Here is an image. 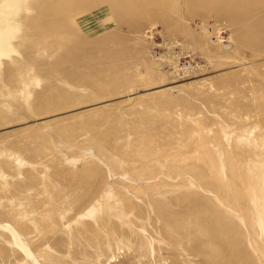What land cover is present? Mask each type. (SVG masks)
<instances>
[{
	"label": "rangeland",
	"instance_id": "1",
	"mask_svg": "<svg viewBox=\"0 0 264 264\" xmlns=\"http://www.w3.org/2000/svg\"><path fill=\"white\" fill-rule=\"evenodd\" d=\"M124 1L0 0V264H264V40Z\"/></svg>",
	"mask_w": 264,
	"mask_h": 264
},
{
	"label": "bare ground",
	"instance_id": "2",
	"mask_svg": "<svg viewBox=\"0 0 264 264\" xmlns=\"http://www.w3.org/2000/svg\"><path fill=\"white\" fill-rule=\"evenodd\" d=\"M120 1H122L123 2V0H114V5L115 6H117V8H118V10H115V9H113V11H114V17L117 19V23H120V16L122 15H120ZM126 2H127V0H125ZM125 1H124V3H125ZM129 1H133L134 2V0H128V2ZM139 1L140 0H136V2L135 3H138L139 4ZM217 1V0H216ZM132 2V3H133ZM108 3V2H107ZM106 2L104 3V4H107ZM111 3V2H110ZM223 3H225L226 5V7H228V9L224 6V4ZM75 4H77L76 2H73V4H72V7H71V3H70V6H69V9H70V11L68 12V14L66 15V13L64 14V11H63V9L62 8H59V10H58V12H57V15H59L58 17H59V19H58V23H57V29L59 30V29H63V24L62 23H70V19H72L73 17H75L77 14H78V12H77V7H76V5ZM112 4V3H111ZM127 4V3H126ZM125 4V5H126ZM131 4V3H130ZM138 4L137 5H135L134 4V7L135 6H138ZM141 4V3H140ZM219 5V4H223V8H225L226 10H227V12L225 11V12H223V13H221L220 12V15H227V16H229V17H231L230 19H234V22L235 23H240V21L241 22H243L244 23V26L242 27V28H245V29H243V30H245L244 31V38H243V35H241L242 37L241 38H243L242 40H243V42L244 43H250L252 46H254V45H258L259 43H261L262 42V40H264V16H261L262 15V11H263V7H264V0H221V1H217L216 2V5ZM94 5V4H93ZM122 5H123V3H122ZM127 5H129V4H127ZM107 6H108V8H109V6L110 5H108L107 4ZM112 6V5H111ZM133 6V5H132ZM164 6V5H163ZM154 7V6H153ZM153 7H149L148 9L149 10H151V9H153L154 10V8ZM220 7H222V6H220ZM241 7H243L244 8V10L243 9H241ZM138 8V7H137ZM136 8V9H137ZM151 8V9H150ZM112 9V8H111ZM111 9H109V10H111ZM143 9V8H142ZM141 8L139 9V10H142ZM147 9V10H148ZM139 10H137V11H139ZM145 10V9H144ZM144 10H143V12H144ZM149 10H148V12H149ZM112 11V10H111ZM110 11V13H112ZM155 11H156V9H155ZM154 11V12H155ZM221 11V10H220ZM242 11H246V12H248V15H249V17L251 16V15H254V14H260L261 13V15H259V16H261V17H259L258 19H256L257 20V22H255V23H248V22H246L247 20H246V18H243V17H241L240 16V13L242 12ZM123 13H124V11H122ZM140 12H142V11H139V13ZM142 12V13H143ZM151 12V14H152V11H150ZM150 12L149 13H147V14H149V15H151L150 14ZM108 13V12H107ZM106 13V14H107ZM138 12H137V14H139ZM144 13H146V10H145V12ZM65 16H64V15ZM80 14V13H79ZM105 14V15H106ZM136 14V15H137ZM141 14V13H140ZM95 15H97L96 14V12H95ZM109 15V14H108ZM112 15H113V13H112ZM146 15V14H145ZM145 15H143V14H141V15H137V16H135V20L136 21H138V22H142V20L144 19V17H145ZM63 16H64V18L66 19H63ZM79 16V15H78ZM100 16V15H99ZM110 16V15H109ZM147 16V15H146ZM57 17V18H58ZM94 17V16H93ZM102 17V16H101ZM226 17V16H225ZM228 17V18H229ZM247 17V16H246ZM256 17H258V16H255V17H253L254 19L256 18ZM95 18V17H94ZM99 19H98V17H97V20L96 21H98ZM236 20H237V22H236ZM244 20H245V22H244ZM252 20V19H251ZM255 20V21H256ZM66 21V22H65ZM93 21H95V20H93ZM116 21V20H115ZM133 21V20H132ZM233 21V20H232ZM250 22V21H249ZM72 23V22H71ZM100 23V22H99ZM115 23V22H114ZM235 23H234V25H235ZM242 23V24H243ZM116 24V23H115ZM233 24V23H232ZM118 25V24H117ZM237 25H239V24H237ZM239 26H241V24L239 25ZM118 27V26H117ZM241 28V27H240ZM238 29V28H237ZM63 31L62 30H60V33H62ZM242 32V31H241ZM241 34V33H240ZM72 40V39H71ZM70 40V41H71ZM88 40H91V38H88ZM61 46V45H60ZM82 56V55H81ZM85 58H87V56H84ZM72 60V62H77V63H79L78 61H80V57L79 56H77V54H75V56H73V58L71 59ZM82 60H84L83 58H82ZM86 60V59H85ZM76 63V64H77ZM73 64V63H72ZM75 64V63H74ZM80 64V63H79ZM93 198V197H92ZM80 202V201H79ZM96 206V205H95ZM94 207V204L89 200V202H87V204H86V206H84V207H82L81 209L82 210H80V212H78V217H83V216H85L86 214H88L89 212H91L92 211V208ZM105 219V218H104ZM98 220V219H97ZM89 224H91V223H89ZM111 223L110 222H108V221H105V222H103V223H98L96 226L99 228V232H106V231H108L109 229H111L112 228V226L110 225ZM38 228H40V227H38ZM38 228H37V230H38ZM113 229V228H112ZM26 231V233H27V230L29 231V229H25ZM41 230V228L39 229V231ZM113 230H116V228L115 229H113ZM32 231V230H31ZM38 231V232H39ZM95 231V230H94ZM93 231V232H94ZM117 232V231H116ZM129 234V233H128ZM38 235H39V233H38ZM115 235H117L118 236V232H117V234H115ZM114 238H120V237H114ZM118 240H121V239H118Z\"/></svg>",
	"mask_w": 264,
	"mask_h": 264
}]
</instances>
